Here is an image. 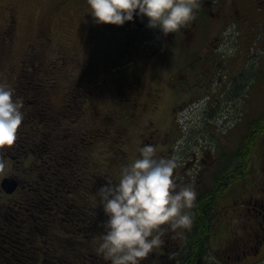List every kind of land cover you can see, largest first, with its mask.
Returning a JSON list of instances; mask_svg holds the SVG:
<instances>
[{"label": "rangeland", "instance_id": "rangeland-1", "mask_svg": "<svg viewBox=\"0 0 264 264\" xmlns=\"http://www.w3.org/2000/svg\"><path fill=\"white\" fill-rule=\"evenodd\" d=\"M64 1L61 4V0H0V22L4 4L17 6L25 20L22 23L30 21L21 36L12 39L15 47L8 59L1 56L7 47L0 42V83L10 86L14 60L23 59L25 43L33 38L39 18L50 25L51 37L55 40L54 49L45 55L46 61L61 66L56 73L47 74V82H53L55 78L62 86L71 85L79 82L82 76L94 73V78L102 81L98 92L107 94L106 97L112 100L110 103V100L105 101L101 107L106 111L107 105L112 112L119 95L113 99L111 95L121 81L122 73L137 67L143 72L141 82L145 91L148 90L143 102L151 107L147 113L142 110L139 115L141 121L135 124L139 134L133 133V137L120 143L118 151L122 148L126 155L121 165L138 156V149L144 144L156 145L157 155L162 148L168 150V156L183 154L186 161L194 163L193 157L197 153H208L214 144L213 138L216 144L221 141L224 146H229L231 140L235 143L239 140L240 145L248 133L247 125L264 116V0H198L205 12L197 20L200 33L197 26L189 22L194 38L188 36L190 31L184 26L177 34L165 36L158 28L145 27L147 18L137 17L123 26L96 24L88 0ZM59 3L61 8H56ZM56 42L66 54L56 52ZM209 49L219 52L214 64L216 68L207 71L203 59ZM29 74L32 79L33 74L37 77L35 71ZM222 87L228 90L224 95ZM232 87L236 88V100L227 99ZM151 99L153 103H150ZM231 129L233 135L230 137ZM142 130L145 136L140 135ZM104 142L111 147L108 141ZM175 145L176 152L170 148ZM263 154L264 137L258 140L253 165L254 177L260 181L264 180L259 174L264 170L261 166ZM10 167L7 163L5 169H0V179L11 173L7 172ZM113 170L118 173L121 167ZM262 248L259 257L240 260L218 259L220 251L217 248V254L207 256L200 264H264V245ZM168 253L167 259L172 260L174 257H169Z\"/></svg>", "mask_w": 264, "mask_h": 264}, {"label": "trees", "instance_id": "trees-1", "mask_svg": "<svg viewBox=\"0 0 264 264\" xmlns=\"http://www.w3.org/2000/svg\"><path fill=\"white\" fill-rule=\"evenodd\" d=\"M63 2L61 0V4ZM61 4L56 8H61ZM204 12L199 7L196 18ZM22 20L25 21L21 17L17 37L29 27L30 21L22 23ZM43 25L48 24L41 18L36 20L33 38L25 43L23 59H15L12 67L10 82L14 87L10 86L15 90L14 95L24 100L25 118L15 143L3 153L11 163L7 172H11L19 185L13 194L0 191V211H14L16 234L10 242L15 258L21 260L16 264H40L42 256L47 259L45 264H98L97 261L105 259L95 251L96 238L100 235L97 227L107 219L99 204L98 189L106 179L118 181L120 172L116 173L113 168L122 170L121 163L126 158L122 148L121 152L118 148L121 142L133 137V133L139 134L135 124L141 121L142 110L145 114L151 107L143 102L148 90L145 91L141 82L143 72L137 67L128 69L122 73L111 95L112 99L119 95L111 112L107 105L106 111L101 107L110 99L107 94L98 92L102 81L94 78V73L82 76L71 85L62 86L55 78L47 82V74L56 73L61 66L46 61L45 55L54 49L55 40L51 37L53 33H47ZM3 38L0 42L7 48L10 43L14 44V40ZM56 45L57 53L66 54L58 42ZM7 48L1 56L8 59ZM33 71L37 77L33 74L32 79L29 73ZM222 91L224 95L228 90L222 87ZM235 91L232 87L227 97L235 99L238 96ZM80 92L85 96L76 101L75 96ZM96 105L99 108L96 109ZM247 131L238 150L239 177H229V182L221 185L224 192L236 181L243 182L244 188L264 187L255 177L245 185L249 170L256 162L258 140L264 137V116L249 123ZM143 134L144 131H140V135ZM100 136L111 147L108 148ZM5 247L7 249V245Z\"/></svg>", "mask_w": 264, "mask_h": 264}, {"label": "clouds", "instance_id": "clouds-1", "mask_svg": "<svg viewBox=\"0 0 264 264\" xmlns=\"http://www.w3.org/2000/svg\"><path fill=\"white\" fill-rule=\"evenodd\" d=\"M96 24L123 26L137 17L165 36L177 34L196 18L198 0H88ZM0 83V169L4 152L17 139L25 118L24 100ZM139 155L123 166L118 181L106 179L98 189L99 204L107 219L96 238L95 251L110 264H143L166 243L169 231L182 235L193 223L191 209L197 197L193 184L174 176L176 155H157V146L144 144Z\"/></svg>", "mask_w": 264, "mask_h": 264}, {"label": "flooded vegetation", "instance_id": "flooded-vegetation-1", "mask_svg": "<svg viewBox=\"0 0 264 264\" xmlns=\"http://www.w3.org/2000/svg\"><path fill=\"white\" fill-rule=\"evenodd\" d=\"M2 16L0 38L4 37L2 40L8 38V41H10L17 37L16 30L18 25H21L20 11L16 6L7 4L2 6ZM198 18L192 23L197 28L199 26ZM43 26L47 33L52 32L50 25ZM184 28L185 30L188 28L190 31L187 33L188 36L194 38L191 33L193 27L188 23ZM177 40H179L178 36L176 37ZM8 49V53L12 54L14 46L10 43ZM218 52L215 49L206 51L203 62L207 71L216 68L214 64L217 62ZM9 84L14 87V83L10 82ZM38 88H40V85ZM19 89H22V87ZM74 94H77V91ZM83 96L85 94L80 92L75 96V100L78 101ZM227 99L236 100L233 96L231 98L227 97ZM212 107H210V110ZM230 133L231 137L233 135L232 129ZM214 136L212 135V137ZM213 139L214 144L210 146L208 153L205 155L201 152L200 154L197 153L193 157L194 163L186 161L185 155H180L179 160L184 161H178V167L174 170V176L180 184H193L197 191V197L191 209L193 214L191 227L184 230L182 235H175L169 231L165 237L166 243L145 259L143 264H200L207 256L217 254V248L220 251L217 255L219 256L218 259L224 260L229 257L240 260L241 258L256 255L259 257L261 255L262 246L264 245V187L259 188L261 186L258 185L256 188L254 186L244 188V183L241 185L239 181H236L227 186L225 192L222 191L221 185L228 183L229 177H239V140L236 143L231 140V145L227 146L226 144L224 146L221 141L216 144L215 138ZM172 140L173 138L170 142ZM174 143L177 144L176 140ZM156 144H158V141ZM170 148L176 152V145ZM167 153L168 150L164 152L161 148L158 156H168ZM5 157L8 160V157ZM261 166H264V163ZM254 168L252 166L249 170L245 185L253 180ZM259 174L263 175L264 170H261ZM11 176V173H9L2 179ZM262 183H264V180H262ZM196 201L197 204H195ZM226 202H229V205H224ZM243 216L244 218H240ZM14 220L16 218L13 210L0 211V264H16L21 261L15 258L14 249L10 242L16 234L13 225ZM240 223H243L244 226H240ZM97 230L101 234L103 231L102 223L97 227ZM5 245H7V249ZM235 246L239 248H235ZM238 251L240 252L238 253ZM167 253L169 257L174 258L168 260ZM39 262L45 264L47 259L42 256ZM97 263L110 264L106 260H100Z\"/></svg>", "mask_w": 264, "mask_h": 264}, {"label": "water", "instance_id": "water-1", "mask_svg": "<svg viewBox=\"0 0 264 264\" xmlns=\"http://www.w3.org/2000/svg\"><path fill=\"white\" fill-rule=\"evenodd\" d=\"M19 182L12 177L4 178L1 182V187L8 194H12L18 188Z\"/></svg>", "mask_w": 264, "mask_h": 264}]
</instances>
